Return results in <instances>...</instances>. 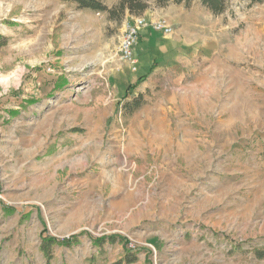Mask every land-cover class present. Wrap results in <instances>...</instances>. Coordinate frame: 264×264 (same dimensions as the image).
Instances as JSON below:
<instances>
[{"label":"rangeland","instance_id":"1","mask_svg":"<svg viewBox=\"0 0 264 264\" xmlns=\"http://www.w3.org/2000/svg\"><path fill=\"white\" fill-rule=\"evenodd\" d=\"M120 1L0 0V264H46L45 237L71 241L50 264H264V2ZM135 17L198 57L195 84L165 70L130 112L114 79ZM159 93L176 102L154 115Z\"/></svg>","mask_w":264,"mask_h":264},{"label":"crops","instance_id":"2","mask_svg":"<svg viewBox=\"0 0 264 264\" xmlns=\"http://www.w3.org/2000/svg\"><path fill=\"white\" fill-rule=\"evenodd\" d=\"M183 17L185 19L187 15H183ZM189 25L193 26L192 24ZM196 25L197 23H195L194 26ZM178 31L179 34H183V25H180ZM196 54L197 52L193 51L187 52V48L183 44L179 45L174 40L161 37L150 30H142L140 32V39L135 50V55L138 59V70L136 72H131L127 69V67H124L120 74L114 79L116 81L115 83L118 86L120 85L119 88L121 89L122 87H125L126 89L128 85L137 86L135 90L131 91L130 94H127L126 99L128 100V97L135 96L138 93L142 94V91L144 92L145 89H150L155 86L156 82L161 79L160 75L163 74V71L179 67L181 70H178L179 74L177 72L176 84L180 87L183 79L185 80V76L195 75L197 70L196 60L198 57ZM153 61L156 62L154 67L151 65ZM138 77L143 78H140L141 80H137ZM195 82L196 81L194 79L192 82L185 80L183 83L184 85L182 84V87H185L186 84H195ZM117 93L120 94L119 92ZM121 93H123V89ZM145 99L146 97L144 96V100ZM166 100L176 102V99L173 95L166 96V94L159 93V95L156 97V103L150 108L153 109L154 115L162 114V105L164 102H166ZM163 127H165V125ZM148 129H151L152 131H160V124L149 123Z\"/></svg>","mask_w":264,"mask_h":264},{"label":"trees","instance_id":"3","mask_svg":"<svg viewBox=\"0 0 264 264\" xmlns=\"http://www.w3.org/2000/svg\"><path fill=\"white\" fill-rule=\"evenodd\" d=\"M66 3L74 4L77 9L80 10H91L96 12H106L111 14L113 11L111 9H108L106 5L104 4L103 0H61ZM138 1V0H137ZM166 0H158L159 3H164ZM135 0H121L119 3V9L124 10L125 8H128L130 12L133 11L134 6L139 7L140 9L144 8L143 5H140L138 3H134ZM172 2L179 4L184 2L185 5H189L190 0H172ZM264 0H248V5L251 6L253 4L262 3ZM128 3L127 5H125ZM136 4V5H133ZM200 4L207 8L213 15H220L225 12L227 8V2L226 0H200ZM141 98L138 97L136 99L131 100L130 102L126 103L125 110L132 112L133 110H136L140 106ZM114 239H117V237H108V240L113 241ZM120 239V238H119ZM103 239H95L93 240V243H96L97 245H100ZM123 244L126 243V240H123V238L120 239ZM71 244V241L69 239H61V240H55L51 237H45L42 239V250L44 252V256L47 259L46 264H50V252L49 249L53 245L57 246H69ZM126 246V244H125ZM127 250V249H126ZM258 256L261 258H264V249L258 251ZM132 261V260H131Z\"/></svg>","mask_w":264,"mask_h":264},{"label":"built area","instance_id":"4","mask_svg":"<svg viewBox=\"0 0 264 264\" xmlns=\"http://www.w3.org/2000/svg\"><path fill=\"white\" fill-rule=\"evenodd\" d=\"M98 14V13H97ZM147 28L151 31L170 35L172 33L171 26L164 20L158 19L146 21L144 18L135 17L125 24L124 30L119 38L117 52L122 63L126 64L131 71H136L138 61L134 51L142 29Z\"/></svg>","mask_w":264,"mask_h":264}]
</instances>
